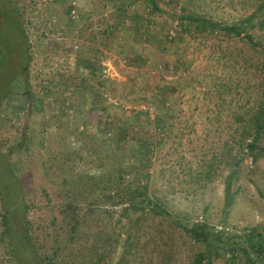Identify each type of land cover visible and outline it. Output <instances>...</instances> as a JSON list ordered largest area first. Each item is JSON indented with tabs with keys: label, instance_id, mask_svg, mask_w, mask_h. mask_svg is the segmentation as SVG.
Segmentation results:
<instances>
[{
	"label": "rangeland",
	"instance_id": "obj_1",
	"mask_svg": "<svg viewBox=\"0 0 264 264\" xmlns=\"http://www.w3.org/2000/svg\"><path fill=\"white\" fill-rule=\"evenodd\" d=\"M128 1L0 0V11L13 14L0 13V232L5 208L20 261L0 235V264H39L22 252L23 216L38 254L56 262L57 239L67 244L57 262L93 263L91 240L128 209L113 204L129 186H146L169 214H133L130 264H192L198 254L202 264H264L246 241L247 253L229 249L244 231H264V135L247 124L264 100V53L245 35L264 46V8L240 37L185 18L231 25L264 0H155L159 10L141 0L131 10ZM82 84L107 110L83 106L81 89L71 94ZM147 148L149 163L129 157ZM68 196L91 222L70 243ZM203 222L218 247L186 232Z\"/></svg>",
	"mask_w": 264,
	"mask_h": 264
},
{
	"label": "trees",
	"instance_id": "obj_2",
	"mask_svg": "<svg viewBox=\"0 0 264 264\" xmlns=\"http://www.w3.org/2000/svg\"><path fill=\"white\" fill-rule=\"evenodd\" d=\"M149 4H151L153 7H155L157 10H159V7L155 0H148ZM264 8V4L261 6H258L257 10L253 11L250 15L242 18L239 20V22H235L234 24L231 25H222L219 23H216L212 21L211 19L205 18V16H185L189 18V20H192V22L196 23L199 28L203 29H211L213 31L215 30H220L223 31L224 33L229 34L230 36L233 37H240L245 31V28H243V25H250L254 26L252 22L258 14L262 11ZM9 13H6V11H0L1 15L3 14L4 17H11L13 14L12 12L8 11ZM187 19V18H186ZM259 24H262L261 30L264 28V21H260ZM13 31L15 30L19 31V35H22V30L21 28L15 26L13 23L8 24ZM7 26V27H9ZM108 27L104 28L102 33H105L108 31ZM248 40L249 45L251 48L254 50L258 51L259 53H264V46L261 44V41L254 42V38L251 34H245ZM0 44H4L2 41H0ZM2 46V45H1ZM3 49V48H2ZM3 51L5 52L6 49L4 48ZM122 55H124L121 52ZM83 59H86L83 57ZM82 74V73H81ZM92 74V73H91ZM94 75V74H93ZM91 78L95 79V76H91ZM84 79L82 80V82ZM97 82V85L99 87H105V83L98 78L95 79ZM79 84V83H78ZM79 86V85H77ZM83 91V98L82 99V105L87 106L88 110H95L97 108H101L99 110H107L105 105H99L97 104V100L90 99V87H88L86 84H82L81 87L77 88H72L71 94H76L80 93L81 90ZM251 118L249 122L247 123L248 125H252V128L256 130L257 135L260 137L262 134L264 135V100L261 105L258 106L257 111L254 114L250 115ZM255 142L256 139L253 140V143H250L247 145V148L249 151H254L255 150ZM264 151V150H263ZM149 149L147 148V152L145 153L143 150L138 151L137 153L133 151V153L129 154V157H136L137 159L140 160V162H145L147 161L149 163L150 157H149ZM128 158V155H127ZM238 162H235L234 165L237 166ZM206 176H209L211 174V170L207 169V172L204 173ZM235 174V171L228 177V186L226 188V197L228 198L227 201H230V197L232 195V190H231V185H232V179ZM93 179V178H90ZM146 186H133V187H121L119 188V198L118 202L113 205H121V204H126L128 206V209L125 210L123 214H121L118 218H116V221L114 224L108 229H102L101 232H98L95 234L94 239L91 240V247H89V250L92 252V259L93 263L91 264H119L125 259L128 262V264L131 263L130 259V250L131 248L135 247V240L132 237V224L133 221L135 220L133 214H143L141 213L142 211H147L150 213H153L154 215H159V216H167L169 215L167 210L164 208V206L160 205L157 201H153L152 198L148 197L146 194ZM69 202H68V200ZM66 201H64L63 205L64 206V213H66V216L68 218V222H64V225L66 227V235H67V242H71L76 239V237H80V235L83 232V228L87 227L91 224L89 220H87V215L85 214L84 216L81 214V210L78 209L76 202L72 201L70 199V196ZM24 200L20 201L19 208L24 207ZM230 204V202H227V206ZM24 214L26 215L25 210ZM10 211L6 210L4 208V212L1 216V226H2V231L0 232V235L5 237V239L8 240L10 249L11 251L14 252V258L19 261V256L17 249L19 247V244L16 241H13L11 239L10 235ZM127 221V224H124V221ZM28 223L29 220L26 218V216L22 217L21 220V229L23 228V233H22V238H23V243H24V248H22V252L24 255L29 256L30 255V250L34 253L35 258L37 259V262L39 264H62L63 261L60 260L57 262L58 259L62 258L63 256L66 257L65 255V250L66 246L64 248V244L62 241H59L56 239L55 243L61 244V246L56 247L55 253L53 254V258L56 260V262L50 261V258L48 255L42 256L40 253L38 254V251L30 237V233L28 236ZM114 227V228H113ZM186 227V232L190 235L191 238L203 242L204 244L210 245L216 244L217 247L219 246V243L216 241L217 239H220V236L218 234H214L212 232L213 228L210 227L206 223H201L199 225H193L191 227L185 226ZM114 229L113 231H110L111 229ZM248 232V233H247ZM53 237H59L60 234L58 233L57 229H54L52 232ZM77 238V239H78ZM246 241V247L251 246V249L254 251L255 254L264 252V231L262 230H257V228L250 229L248 231H244V234L242 236H239V241L237 242V245L231 249L229 246V249L231 251H238L242 250L243 252L247 253L246 248L242 247V242ZM72 242V243H73ZM71 243V244H72ZM231 244V242L229 243ZM248 244V245H247ZM111 246V247H110ZM64 252V253H63ZM32 253V254H33ZM113 255H117L119 257L118 261L115 262V258H112ZM249 262H251V259L247 258ZM204 261V255L203 254H198V257L194 259L192 264H202ZM20 263V261H19Z\"/></svg>",
	"mask_w": 264,
	"mask_h": 264
},
{
	"label": "built area",
	"instance_id": "obj_3",
	"mask_svg": "<svg viewBox=\"0 0 264 264\" xmlns=\"http://www.w3.org/2000/svg\"><path fill=\"white\" fill-rule=\"evenodd\" d=\"M71 5H72V8H73L71 13H72L73 18H74V17H76L75 15H76V8H77L75 1H73ZM176 31H177V27H176V24H174V26H172L168 30V38L169 39L174 38L176 36Z\"/></svg>",
	"mask_w": 264,
	"mask_h": 264
},
{
	"label": "crops",
	"instance_id": "obj_4",
	"mask_svg": "<svg viewBox=\"0 0 264 264\" xmlns=\"http://www.w3.org/2000/svg\"><path fill=\"white\" fill-rule=\"evenodd\" d=\"M141 1H146V3H147L148 5H150L149 2H148V0H141ZM109 2L112 3V0H105L106 5H107ZM127 2H128V3H127ZM127 2H124V4H127V5L130 4L128 0H127ZM139 3H140V2H139L138 0H134V3H131V4H133V5H132L131 7L129 6L130 9H131V10H134L135 7H139V8H140ZM158 7H160V5H159ZM126 8H127V7H126ZM128 10H129V8H128ZM147 11L149 12L150 10L147 9Z\"/></svg>",
	"mask_w": 264,
	"mask_h": 264
}]
</instances>
